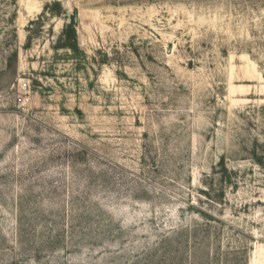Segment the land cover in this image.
<instances>
[{
	"label": "rangeland",
	"instance_id": "rangeland-1",
	"mask_svg": "<svg viewBox=\"0 0 264 264\" xmlns=\"http://www.w3.org/2000/svg\"><path fill=\"white\" fill-rule=\"evenodd\" d=\"M263 86L264 0H0V264H264Z\"/></svg>",
	"mask_w": 264,
	"mask_h": 264
},
{
	"label": "trees",
	"instance_id": "trees-1",
	"mask_svg": "<svg viewBox=\"0 0 264 264\" xmlns=\"http://www.w3.org/2000/svg\"><path fill=\"white\" fill-rule=\"evenodd\" d=\"M75 22L74 17L72 18V23L70 27L66 28L65 31V37L68 42V47L75 50L77 45V37H76V31H75ZM73 42V44H71Z\"/></svg>",
	"mask_w": 264,
	"mask_h": 264
},
{
	"label": "bare ground",
	"instance_id": "bare-ground-1",
	"mask_svg": "<svg viewBox=\"0 0 264 264\" xmlns=\"http://www.w3.org/2000/svg\"><path fill=\"white\" fill-rule=\"evenodd\" d=\"M234 90H235V89H234V86H231V87H230V93H233ZM262 91L264 92V86L262 87Z\"/></svg>",
	"mask_w": 264,
	"mask_h": 264
},
{
	"label": "built area",
	"instance_id": "built-area-1",
	"mask_svg": "<svg viewBox=\"0 0 264 264\" xmlns=\"http://www.w3.org/2000/svg\"><path fill=\"white\" fill-rule=\"evenodd\" d=\"M24 87H26V85H24Z\"/></svg>",
	"mask_w": 264,
	"mask_h": 264
},
{
	"label": "water",
	"instance_id": "water-1",
	"mask_svg": "<svg viewBox=\"0 0 264 264\" xmlns=\"http://www.w3.org/2000/svg\"><path fill=\"white\" fill-rule=\"evenodd\" d=\"M75 21H77V19H75Z\"/></svg>",
	"mask_w": 264,
	"mask_h": 264
}]
</instances>
